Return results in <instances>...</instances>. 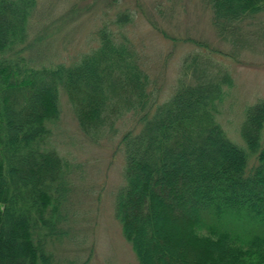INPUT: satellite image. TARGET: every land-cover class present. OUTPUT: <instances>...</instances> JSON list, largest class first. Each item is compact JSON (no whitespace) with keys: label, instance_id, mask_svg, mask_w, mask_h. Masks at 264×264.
<instances>
[{"label":"trees","instance_id":"trees-1","mask_svg":"<svg viewBox=\"0 0 264 264\" xmlns=\"http://www.w3.org/2000/svg\"><path fill=\"white\" fill-rule=\"evenodd\" d=\"M210 3L223 37L264 10V0ZM35 4L0 0V264L48 263L34 237L55 232L69 190L67 164L50 146L47 126L58 118L60 89L93 137L126 112L140 115L139 130L121 139L125 184L115 208L142 264H264V100L245 111L247 153L217 121L232 77L205 54L185 59L175 92L161 103L148 91L138 51L108 26L72 64L33 67L22 53ZM130 19L121 11L114 24ZM184 212L193 219L180 225ZM171 218L180 230L156 234L154 222L162 228ZM144 237L170 239L159 255L143 247Z\"/></svg>","mask_w":264,"mask_h":264},{"label":"rangeland","instance_id":"rangeland-1","mask_svg":"<svg viewBox=\"0 0 264 264\" xmlns=\"http://www.w3.org/2000/svg\"><path fill=\"white\" fill-rule=\"evenodd\" d=\"M121 11H128L131 19L118 27L115 14ZM212 14L210 0H36L22 54L36 68L72 64L97 46L99 28L108 26L138 51L149 77L148 91L157 103L175 92L185 59L205 54L227 70L233 82L225 91L217 121L227 137L248 153L240 128L247 107L264 100V10L236 22L234 32L225 37ZM58 107V118L47 122L49 143L67 164L64 178L69 190L54 217L55 232L46 236L40 230L42 236L34 237L43 242L47 264H142L115 208L125 184L121 139L139 130L140 115L126 112L101 136L93 137L80 129L63 89ZM249 157L252 165L254 159ZM184 214L180 225L193 219L191 213ZM167 220L171 225L162 228L154 222L156 234L165 227L180 230L172 218ZM166 239L144 237L143 247L159 254Z\"/></svg>","mask_w":264,"mask_h":264}]
</instances>
